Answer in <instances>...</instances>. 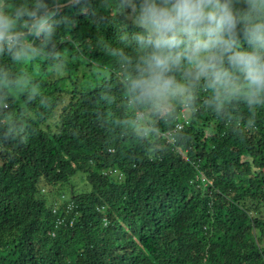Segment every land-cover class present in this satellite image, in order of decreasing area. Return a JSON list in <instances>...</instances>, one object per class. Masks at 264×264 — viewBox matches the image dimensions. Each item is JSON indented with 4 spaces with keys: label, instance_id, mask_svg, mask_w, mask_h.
I'll return each mask as SVG.
<instances>
[{
    "label": "trees",
    "instance_id": "trees-1",
    "mask_svg": "<svg viewBox=\"0 0 264 264\" xmlns=\"http://www.w3.org/2000/svg\"><path fill=\"white\" fill-rule=\"evenodd\" d=\"M104 2L60 8L57 47L80 51L40 77L52 114L0 140V264H264V117L237 133L202 112L152 156L117 137L96 118L112 75L97 40L137 29Z\"/></svg>",
    "mask_w": 264,
    "mask_h": 264
},
{
    "label": "clouds",
    "instance_id": "clouds-1",
    "mask_svg": "<svg viewBox=\"0 0 264 264\" xmlns=\"http://www.w3.org/2000/svg\"><path fill=\"white\" fill-rule=\"evenodd\" d=\"M79 3L80 0H73ZM65 0H0V140L22 142L52 114L40 87L45 73L67 70L75 51L56 18ZM114 41L97 46L111 61L98 91L97 120L152 156L185 139L182 115L207 112L237 133L264 117V0H105ZM17 96L26 107H17Z\"/></svg>",
    "mask_w": 264,
    "mask_h": 264
},
{
    "label": "built area",
    "instance_id": "built-area-1",
    "mask_svg": "<svg viewBox=\"0 0 264 264\" xmlns=\"http://www.w3.org/2000/svg\"><path fill=\"white\" fill-rule=\"evenodd\" d=\"M180 120H181V125H180V127H181V129H183V127H184L185 125L189 124V122H190V117L185 116V115H182V116L180 117ZM201 178H202V180H205L204 177H201ZM105 223H106V219H105Z\"/></svg>",
    "mask_w": 264,
    "mask_h": 264
},
{
    "label": "water",
    "instance_id": "water-1",
    "mask_svg": "<svg viewBox=\"0 0 264 264\" xmlns=\"http://www.w3.org/2000/svg\"><path fill=\"white\" fill-rule=\"evenodd\" d=\"M71 3H73V0H69V1L65 2L63 6H65L67 4H71Z\"/></svg>",
    "mask_w": 264,
    "mask_h": 264
}]
</instances>
